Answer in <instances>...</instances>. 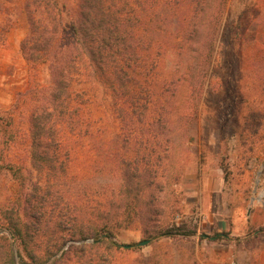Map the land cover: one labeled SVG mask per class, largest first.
I'll list each match as a JSON object with an SVG mask.
<instances>
[{
	"label": "rangeland",
	"instance_id": "1",
	"mask_svg": "<svg viewBox=\"0 0 264 264\" xmlns=\"http://www.w3.org/2000/svg\"><path fill=\"white\" fill-rule=\"evenodd\" d=\"M209 1L199 14L201 37L196 45L204 57L207 44L216 43L208 72L194 56L178 58L173 49L163 54L161 77L190 70L178 92L173 87L175 94L166 97L172 106L150 107L154 114H163L167 125L160 142L154 139L153 144L162 163L156 161L151 171L164 182L158 198L161 215L151 223L137 218L133 225L107 233L117 244L112 251L117 264H264V120L251 116L252 109L264 112V76L252 67L260 57L255 48L264 50V0H227L224 11L220 0ZM180 16L170 23L159 21L155 40L175 46ZM28 31L24 13L0 8V116L13 114L21 129L18 142L7 146L2 138L0 148L3 160L22 164L35 181L49 174L40 175L31 164V102L23 94L48 85L49 75L45 66H39L36 78L33 75L22 50ZM74 88L82 93L81 115L73 113L59 123L72 150L69 172L51 177L56 189L74 200L95 205L115 199L110 209L115 216L118 193L127 190L123 163L138 157L141 148L138 123L133 136H125L110 89L93 73L82 74ZM18 187L7 170L0 171L1 213L17 200ZM137 192L127 193L132 197ZM173 224H184L194 234L160 235ZM0 230L4 233L1 225ZM144 239L150 242L139 245ZM13 248L17 264H22L17 246Z\"/></svg>",
	"mask_w": 264,
	"mask_h": 264
},
{
	"label": "trees",
	"instance_id": "2",
	"mask_svg": "<svg viewBox=\"0 0 264 264\" xmlns=\"http://www.w3.org/2000/svg\"><path fill=\"white\" fill-rule=\"evenodd\" d=\"M209 4V0L0 2V8L19 9L26 15L29 31L22 41V50L35 78L39 66H45L49 75L48 85L33 86L23 94L31 102V164L40 175L49 174V177L32 180L22 164L3 160L0 148V171L7 170L19 182L17 200L9 202L0 212L4 231L0 230V264H17L14 245L22 264H117L112 255L117 244L108 234L117 227L133 225L137 218L143 217L145 223H151L161 215L158 198L164 182L151 171L156 161L162 163L163 156L153 144L154 139L160 142L165 123L163 114H154L150 107L172 106L166 97L175 94L173 87L178 92L179 82L190 70V67L182 68L174 78L160 76L163 54L171 49L178 58L186 56L193 60L194 56L205 67V73L208 72L216 43L207 44L205 58L198 55L196 45L201 37L199 14ZM219 4L224 11L227 0H220ZM180 13L178 27L182 28L175 34V46L169 48L168 44L155 40V34L161 31L159 21L170 23ZM255 49L260 57L252 67L263 78L264 50L258 46ZM86 71L110 89L112 106L124 124L125 136L132 137L133 126L138 123L141 148L138 157L130 156L123 163L127 190L118 193L115 216L110 210L115 199L95 205L74 200L56 189L51 177L69 172L72 150L59 123L73 113L80 117L82 93L74 85ZM251 116L264 120L261 109H252ZM20 135L13 114L8 118L0 116V144L2 138L7 146L18 142ZM133 189L138 192L131 197L127 192ZM192 234L194 231L184 224H173L161 230L160 235Z\"/></svg>",
	"mask_w": 264,
	"mask_h": 264
},
{
	"label": "water",
	"instance_id": "3",
	"mask_svg": "<svg viewBox=\"0 0 264 264\" xmlns=\"http://www.w3.org/2000/svg\"><path fill=\"white\" fill-rule=\"evenodd\" d=\"M150 242V239H144L138 242L139 245H145L148 244ZM125 246L129 247L130 244H126Z\"/></svg>",
	"mask_w": 264,
	"mask_h": 264
}]
</instances>
